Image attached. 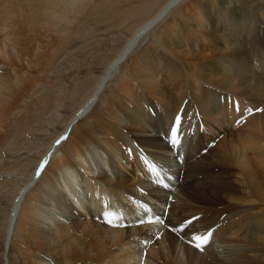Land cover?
<instances>
[{
	"label": "bare ground",
	"instance_id": "obj_1",
	"mask_svg": "<svg viewBox=\"0 0 264 264\" xmlns=\"http://www.w3.org/2000/svg\"><path fill=\"white\" fill-rule=\"evenodd\" d=\"M87 1L69 0V7ZM49 7L50 0H0V144L33 110L40 75L53 62L57 21L68 16L54 11V20H42ZM117 74L113 94L100 103ZM178 115L182 128L192 127H180L186 141L176 150L170 129ZM248 126H264V0H167L129 38L16 196L7 238L18 264H199L202 256L214 264L249 262L247 248L230 237L239 229L230 220L213 233L207 254L179 247V238L223 210L203 215L214 203L207 190L230 197L238 187L241 195L230 198L248 204L249 214L258 211L251 219L245 213L241 237L254 248L264 244V169L251 162L263 157L264 145L245 137ZM105 211L128 226L105 223ZM158 215L163 224L147 223ZM193 217L189 232L171 230ZM253 252L260 260L252 264H264V253Z\"/></svg>",
	"mask_w": 264,
	"mask_h": 264
},
{
	"label": "rangeland",
	"instance_id": "obj_2",
	"mask_svg": "<svg viewBox=\"0 0 264 264\" xmlns=\"http://www.w3.org/2000/svg\"><path fill=\"white\" fill-rule=\"evenodd\" d=\"M166 1L88 0L85 5L71 8L69 7V0H50V7L46 15L41 17L42 20L45 17L54 20V11L65 13L68 16V20L61 25L57 21L59 27L56 29L55 34L56 53L53 56L49 72L46 70L40 75V77H44V81L37 88L36 100L33 103L34 111L28 108L16 124L10 127V133L0 144V264L19 263L16 250L13 245L9 246L7 231L11 223L14 202L20 189L33 177V173L44 159L46 153L51 150L56 139L64 132L78 110L91 97L96 84L124 48L129 38ZM183 8L184 6H180L175 9V13L172 16L176 17L177 12ZM151 40L149 35L146 36L137 48L138 51ZM47 72L48 74H46ZM46 76H48V79H46ZM118 77L119 75L117 74L111 80L110 78L108 79L107 87L101 95L100 103L113 94L112 90L117 86ZM90 114L81 123L84 124V129H89L95 119L94 112ZM238 121L241 122V119H238ZM190 124H185L183 128L191 130ZM180 127L182 128L181 125ZM245 137L264 145V126H248L245 129ZM185 138H183V141H186ZM226 140L229 141L230 137L226 136ZM183 141L181 140L179 143L181 146ZM175 149L177 150V145ZM251 157V162L255 168L258 170L264 169V153L262 158L258 155H252ZM179 160H181V157ZM171 169L172 167L169 172H173L170 177L176 180V174L174 173L176 170ZM214 171L218 172L219 170L216 168ZM132 178L133 175L129 173L128 180H132ZM197 178L200 179L198 174L193 179L197 181ZM162 179L164 180V178ZM179 179L180 177H178ZM232 179L234 180V178ZM262 179L264 181V174ZM179 181L182 182L181 179ZM169 185L171 186V184ZM247 186H249L248 177ZM186 188L188 191L191 190L188 186ZM236 190L231 191L233 194L230 193V197L241 195L238 192L240 190L239 187ZM207 191H209V197L214 199V203L211 201L212 204L209 205L211 210L207 205V209L202 207L207 212L209 211L207 214L202 212L204 213L203 215L211 219L210 216L213 217L215 212L223 210L217 215L218 219L216 218V220L212 221L209 226H206L207 228L196 229L194 233L203 234L211 230L212 237L213 233L222 225L224 226L228 220H230L229 223H232L230 226L236 222L235 225L239 228L238 236L235 234L233 237L230 235V237L238 244L240 243L243 248H247L245 252H247L250 259L249 262L243 261L241 264L259 263L260 259L253 256V250L264 253V244L259 248H254L252 241L241 237V235L247 234L246 227L242 226L249 222V220L245 219V216H250V219L254 218L258 215V211L252 210L254 212H252L253 217L252 214H249L251 210L245 208L249 206L248 204L242 207L240 203H236L238 202L237 199H233L235 201L233 202L230 197L224 196V193H222V198V195L219 197L214 190L208 189ZM195 205L199 206L197 203ZM235 206L242 207L241 209L245 210L243 212L240 210L243 214ZM22 209L24 210L25 206ZM209 213L210 215H208ZM158 216L160 217V215ZM190 228L191 225H184L183 230L185 229V231L188 230L189 232ZM158 236L160 237V235ZM191 237L192 235H185L183 238H179V247L182 248L183 246L181 245L185 244L191 248L192 245L188 242ZM207 245L203 250L204 252L206 251L205 254L209 252V249H206L208 248ZM248 246L251 248H248ZM214 247L218 248L215 244ZM194 249L197 250L196 248ZM197 252L202 253L199 250ZM205 259L207 257H200L199 264H214L210 258L207 259L208 261Z\"/></svg>",
	"mask_w": 264,
	"mask_h": 264
},
{
	"label": "snow or ice",
	"instance_id": "obj_3",
	"mask_svg": "<svg viewBox=\"0 0 264 264\" xmlns=\"http://www.w3.org/2000/svg\"><path fill=\"white\" fill-rule=\"evenodd\" d=\"M238 110V109H237ZM243 119V117H242ZM240 121H237V124H239ZM180 125H181V117L178 115L175 120H174V124L172 126V128L170 129V132H171V142L173 145H178L180 143ZM61 139H65L64 137H62ZM57 145H59L61 143V140H58L57 142ZM147 163V162H146ZM150 167V170L153 174L155 175H159V172L157 171V168L154 164L152 165H149ZM164 187L168 188L169 185L167 184H164L163 185ZM141 207H144L145 208V211H149L150 209L146 208L145 205H141ZM103 216L105 218V223L109 224V225H112V226H115V227H119V226H124V227H127L128 225H120L119 223H114V219L115 220H120L122 219L121 216H116L115 213H109L107 211H105L103 213ZM198 218L196 217H193L192 219L190 220H187L185 222V225H190L193 223L194 220H196ZM140 224H143L145 223L144 220H140L139 221ZM147 223L149 224H152V223H159V224H163L164 221L163 219H161L159 216L155 217V220H153L152 217H149L148 220H147ZM183 228H184V225H181L179 229L177 228H172L171 230L172 231H183ZM211 230H209L208 232L206 233H203V234H199V233H193L192 234V237H191V240L189 241V243L194 247L196 248L197 250L199 251H203L204 248L206 247V245L208 244L210 238H211Z\"/></svg>",
	"mask_w": 264,
	"mask_h": 264
}]
</instances>
